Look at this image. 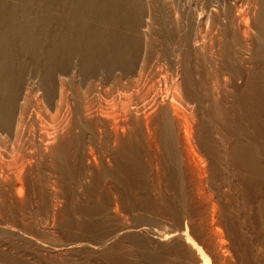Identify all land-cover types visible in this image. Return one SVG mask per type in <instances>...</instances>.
<instances>
[{
	"label": "rangeland",
	"instance_id": "374dc122",
	"mask_svg": "<svg viewBox=\"0 0 264 264\" xmlns=\"http://www.w3.org/2000/svg\"><path fill=\"white\" fill-rule=\"evenodd\" d=\"M49 2L38 50L67 28ZM120 8L86 12L84 46L5 73L0 264H264V211L233 163L242 143L264 145L240 124V93L264 76L257 0Z\"/></svg>",
	"mask_w": 264,
	"mask_h": 264
},
{
	"label": "bare ground",
	"instance_id": "6f19581e",
	"mask_svg": "<svg viewBox=\"0 0 264 264\" xmlns=\"http://www.w3.org/2000/svg\"><path fill=\"white\" fill-rule=\"evenodd\" d=\"M121 1L122 0H52L53 3L52 2H49V4L47 3L48 4L47 5L48 6V8H47L48 11L46 12V13H48V14H46L47 15V18L50 17L49 16V14H50L49 13L50 12L49 10L54 9L55 12L58 11L57 13L60 15V18H61L60 21H61L62 25H65V23L67 21V28H64L63 31H60V32L58 31L59 33L56 34V35H52L55 32L54 33L51 32L52 34L48 33L49 40H50V44H48L46 46H43V47L39 48V50H38L39 44H38V40H36V37H37L36 35H37V31H38V23H37V21H38V19H37L38 7L36 6L37 0H0V116L4 117V120H5V119L8 118L9 115H11V112H12V110L10 109V107H11L12 104H11L10 98H8L9 96L7 94V92H8L7 88H8V85H9L10 76H6L5 73L8 72V71L9 72L12 71V67L15 65L16 62L19 63L21 61H27V60L33 58V56L35 54L41 55L42 58H46V59L48 58L49 59L50 56L53 57L52 54L54 52L55 53L62 52L65 48L69 49L68 48L69 46L73 47L74 45H80L82 43V41H83L82 38H83V36L85 34L84 32H86V31L83 30L85 28V26H86L85 21L83 19L84 17H86L85 16L86 15V12H89V11L94 12L95 9H97L99 11L98 13H100L102 15H103V13L105 14V13H107L109 11H115L116 10V12H118L117 9H122L124 7V6H122V8H120ZM257 5H258V7H260L259 8L260 10L259 9H258L259 11L257 10L258 15H256L257 18H255L256 19V22H257V24L259 26V31H258L259 32V36H256V42L259 44L260 42H262L264 40V0H257ZM38 6H39V4H38ZM252 10H254V9H252ZM91 12H90V14H91ZM123 12H125V10ZM254 14H255V12H254ZM109 15H110V13H109ZM104 17L105 16H103L102 18L105 19ZM56 19H57V17H56ZM237 19H238V17H237ZM42 20H44V19H42ZM50 20H48V21H50ZM112 21H113V19H112ZM50 22H49V24H50ZM237 22H238V24H240V26H239L240 28H241V26L243 27L242 28L243 29L242 32L246 31V29L248 31V29L250 28V27H248V23L246 21H244V20L241 21V20L238 19ZM99 34H100V32H99ZM98 35H96V37L99 40ZM90 36H88V38ZM246 38H248V37H246ZM102 39H104V37ZM105 39H107V38H105ZM89 41H90V38H89ZM92 41H94V40H92ZM92 41H91V43H92ZM97 42L100 43L99 41H97ZM82 46H84V44ZM103 46H105V45H103ZM74 47H76V46H74ZM100 48H103V47L100 46ZM256 48L257 47H255V49ZM67 49H65V51H67ZM71 49L72 48H70V50ZM109 49H110V47H109ZM113 50H114V48H113ZM86 51L84 53H86ZM94 51H96V50L94 49ZM120 52H122V51H120ZM110 53L108 51V54H110ZM116 53H117V51H116ZM68 54H66V55H68ZM64 55L65 54H63V58H64ZM102 55L104 56V54H102ZM54 56H56V55L54 54ZM121 56H122V54H121ZM260 56H262V55H260ZM84 57H85V55H84ZM247 75L245 77H247ZM263 80H264V76H262L261 73H256V72L253 73V74L251 73L250 77L248 78L247 84H245L246 86H245L244 90L242 89L243 90V93L242 92L240 93V94H242V96L240 97L241 99L239 101L240 102V108H241V111H242L241 112V114H242V117L241 118L242 119H240V124H241V122L243 123V120H246L247 121V124L252 125V127L255 128L256 133L259 135V137L261 136L262 139L264 138V81ZM10 81H12V79ZM11 83H13V82H11ZM5 121H7V120H5ZM8 124H9V122H8ZM237 124H236V126H237ZM10 126H12V125H9V127ZM243 126H242V128L245 127V126L244 127ZM240 127H241V125H240ZM243 132H245V131H243ZM241 137H242V135H241ZM243 138H245V137L243 136L242 139ZM257 139L259 140V138H257ZM251 141H248L249 144H250ZM165 142H167V141H165ZM168 143H170V142L168 141ZM249 144L248 143H242L239 146V148H237V150L234 149L235 150V153H234L235 155H233V163H234V166H235V168H236V170L238 172V177L241 179L240 182L243 184L242 186H244V189L246 190V191H243V192H245L247 194L246 197H248V198H250L252 196L258 197L259 198L258 199V201H259L258 207L261 209V211H264V145L261 143V145L259 147H255V145L253 147H251V146H249ZM165 155H166V153L164 154V156ZM1 166H0V168H1ZM244 202H245V199H244ZM244 202H243V204H244ZM248 202H250V199L248 200ZM244 205H246V204H244ZM257 212H258V210H257ZM255 215L257 216V214H255ZM258 219H259V217H258ZM261 222H263V221H261ZM259 233H261V232H259ZM165 237H167V236L165 235L163 239H165ZM178 239H180V238H178ZM261 248H263V247H261ZM259 249L260 248H258V250ZM256 253H259V252L257 251ZM260 254H262V253H260ZM200 259H201V257H200ZM257 260H259V259H257ZM200 262H202V261H200ZM203 264H206V262H204Z\"/></svg>",
	"mask_w": 264,
	"mask_h": 264
}]
</instances>
